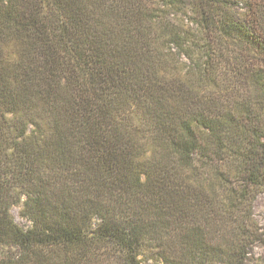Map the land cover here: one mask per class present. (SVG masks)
<instances>
[{"label": "trees", "instance_id": "16d2710c", "mask_svg": "<svg viewBox=\"0 0 264 264\" xmlns=\"http://www.w3.org/2000/svg\"><path fill=\"white\" fill-rule=\"evenodd\" d=\"M259 193L264 0H0V264H264Z\"/></svg>", "mask_w": 264, "mask_h": 264}, {"label": "rangeland", "instance_id": "374dc122", "mask_svg": "<svg viewBox=\"0 0 264 264\" xmlns=\"http://www.w3.org/2000/svg\"><path fill=\"white\" fill-rule=\"evenodd\" d=\"M253 212L254 217L261 228V233L264 234V193L258 194L253 205ZM11 214L15 222L20 226L24 228H28L31 226V222L22 215V205L13 207L11 210ZM253 250L254 258L259 261H264V245L257 244Z\"/></svg>", "mask_w": 264, "mask_h": 264}]
</instances>
